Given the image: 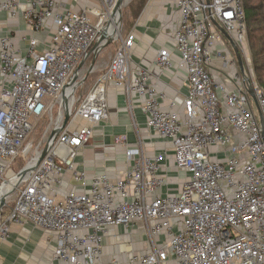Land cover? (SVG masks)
Instances as JSON below:
<instances>
[{"label":"built area","instance_id":"obj_1","mask_svg":"<svg viewBox=\"0 0 264 264\" xmlns=\"http://www.w3.org/2000/svg\"><path fill=\"white\" fill-rule=\"evenodd\" d=\"M97 2L81 11L56 0L0 2V14L22 19L34 33L49 36L42 53L38 48L43 43L32 37L27 57L17 51L11 34L0 38V187L9 183V174L19 183L0 214V237L8 238L13 225L42 230L56 240L59 264H264V141L259 113L264 117V87L246 57L243 77L232 46L214 24L245 54L243 0L174 1L179 16L174 48L187 74L182 111L175 102L162 109L164 95L150 84V69L132 70L135 36L128 34L120 38L90 91L76 100L84 82L67 98L70 118L65 123L60 96L83 62L81 72L91 68L92 49L112 21L118 0ZM214 60L222 63L232 88L214 79ZM155 65L164 72L176 66L168 50L159 52ZM96 70L95 66L88 77ZM110 85L126 88L128 98H142L147 130L172 145L175 169L187 177L176 195L162 191L169 185L160 174L167 153L146 154L140 139L131 146L127 136L115 138V146L126 149L128 164L116 180L79 169L76 160L93 139L95 127L109 120ZM250 86L259 110L248 94ZM53 107L60 111L56 120L52 118L56 139L36 169L17 178L45 151L50 125L44 144L36 146L30 138ZM71 181L73 190L65 192ZM138 224L150 250L124 260L114 255L106 262L104 242L111 231Z\"/></svg>","mask_w":264,"mask_h":264},{"label":"crops","instance_id":"obj_2","mask_svg":"<svg viewBox=\"0 0 264 264\" xmlns=\"http://www.w3.org/2000/svg\"><path fill=\"white\" fill-rule=\"evenodd\" d=\"M3 1L0 0V2ZM56 1L73 11H81L88 6H98L97 0ZM145 1L125 34V36L128 34L135 36V44L130 53L132 70L140 66L150 69L152 73L150 84L164 95V98L160 100L162 109L168 110L170 104L175 102L176 107L182 111L183 99L187 94V74L185 69L178 64L179 56L173 42L174 31L179 22L175 0ZM5 34H11L15 48L23 57L28 56V44L32 37L43 43L38 48V52L41 53L45 49V43L49 41L46 32L34 33L27 22L13 18L7 13H1L0 38ZM161 50H168L173 56L176 66L172 71L164 72L155 65ZM213 63L214 79L232 88L229 77L228 79L226 77L228 75L222 70V63L218 60H214ZM107 64L98 61L94 74L104 71ZM128 96L126 88L109 86L107 93L109 120L95 127L90 145L88 144L80 152L76 164L89 176L106 173L110 179L116 180L126 170L128 164L125 157L126 149L115 146V138L127 136L131 146H134L140 139L143 141L146 154L153 156L163 152L167 153L168 157L162 163L160 174L168 179L169 185L162 191L163 194L176 195L187 177L175 169L173 147L168 141L156 137L147 130V117L141 109L143 99L134 95L129 98ZM73 185L72 181L66 184L64 191H72ZM9 231L8 238L0 237V264H59L55 259L56 240L44 231L30 225H13ZM104 244L106 262L111 261L114 255H119L124 260L132 253L145 254L150 250V243L143 233L141 224L129 230L114 228Z\"/></svg>","mask_w":264,"mask_h":264},{"label":"water","instance_id":"obj_3","mask_svg":"<svg viewBox=\"0 0 264 264\" xmlns=\"http://www.w3.org/2000/svg\"><path fill=\"white\" fill-rule=\"evenodd\" d=\"M128 3V0H118L117 4H116V7L113 11V13L111 14V18L114 19L115 15L117 13H120L122 11V7ZM214 21V20H213ZM111 23L112 22H109L107 28H109L111 26ZM214 24L215 26L217 27V29L219 31H221L223 33V35L225 36V38L228 40V42L230 43V46H232L233 48V51H234V54H235V57H236V60L237 62L239 63V67H240V70H241V73L243 75L244 78H246V74H245V64L243 62V57L241 55V52L239 50V47L234 43V41L232 40V38L228 35V33L221 27L218 25V23L216 21H214ZM106 28V29H107ZM102 36L99 40V42L96 44V46L92 49V53L94 54V58L92 60V64H91V68L89 69L88 71V74L85 78L82 79V81L80 82L79 79V75H80V72L83 68V65L85 64V62H83L80 66H79V69L76 71V74L71 78V80L69 81L68 83V86L66 87V89L62 92L60 98L61 100H63L64 102V105H65V123L69 120L70 116H69V108H68V103L67 102V91L68 90H71L72 93L75 92L76 88L83 84L84 82H86L88 76L90 73H92V71L95 69V66L97 64V58L100 54V52L105 49L108 45L112 44L113 43V40H114V37L113 35H109V34H106V30L103 31L102 33ZM71 93V94H72ZM248 94H250L251 98L253 99L257 109L259 110V107H258V103H257V99H256V95L254 94L253 92V89L252 87L250 86L248 88ZM54 108V107H53ZM53 110L51 111V116H52V113H53ZM259 113H260V125L262 126V133H263V141H264V117L262 116V113H261V110H259ZM52 120V118H51ZM50 134L47 138V143H46V146H45V151L43 152V154L35 161L34 165L31 166L30 168L22 171L21 173H19L17 175V178H22L24 177L26 174L30 173V171H33L34 169H36V167L38 166V164L43 160V158L46 156L47 152L49 151V148L52 144V142L56 139L57 135H58V131L56 130H52V123L50 124ZM5 187V185H3L2 187H0V192L3 190V188Z\"/></svg>","mask_w":264,"mask_h":264},{"label":"rangeland","instance_id":"obj_4","mask_svg":"<svg viewBox=\"0 0 264 264\" xmlns=\"http://www.w3.org/2000/svg\"><path fill=\"white\" fill-rule=\"evenodd\" d=\"M146 1L145 0H128V3H126L123 7H122V11L119 13V24H120V30H119V35L118 38L114 37V42L110 45H108L105 49H103V52L99 55V57L97 58V62L101 61V63H108V59L110 57H112L115 53H116V49L119 47L120 45V38L123 37V35L125 36L127 30L130 28L133 20L135 19V16L139 13V11L142 9L144 3ZM109 20H111V18H109ZM113 21V19H112ZM111 21V22H112ZM112 27L114 26V21L113 24L111 25ZM111 27V28H112ZM118 39V40H117ZM247 46L248 48L246 49L245 54L241 52V55L244 58L246 57L247 59L251 60V46H250V40H249V33H248V39H247ZM227 73L230 75V77L233 76V71L231 70H226ZM101 74V72H98L97 74H92V76L88 77V79L86 80L84 86L79 87L76 91V100L78 99L79 96H84L86 95L90 89L92 88L95 79ZM256 110V109H255ZM59 108H54L52 116L51 113L47 116H45V119L40 121L38 123V125L36 126L35 130H34V134L31 136L30 140L34 141V145H38L37 143H42L44 144L45 141V128L46 126H49L52 123L51 118H53L54 120H56L59 116ZM108 122V120L106 121ZM44 142V143H43ZM90 145V144H89ZM20 165H25V163L21 160L19 162ZM15 170H18V167L15 166ZM9 177V176H8ZM10 179V178H9Z\"/></svg>","mask_w":264,"mask_h":264},{"label":"trees","instance_id":"obj_5","mask_svg":"<svg viewBox=\"0 0 264 264\" xmlns=\"http://www.w3.org/2000/svg\"><path fill=\"white\" fill-rule=\"evenodd\" d=\"M251 46V62L259 83L264 87V0H243Z\"/></svg>","mask_w":264,"mask_h":264},{"label":"bare ground","instance_id":"obj_6","mask_svg":"<svg viewBox=\"0 0 264 264\" xmlns=\"http://www.w3.org/2000/svg\"><path fill=\"white\" fill-rule=\"evenodd\" d=\"M119 13H117L113 19L114 21V26H110L109 28L105 29L106 30V34H109V35H113V37H118V33H119V30H120V24H119ZM113 21L111 23V25L113 24ZM112 27V28H111ZM103 30V31H105ZM88 68L89 67H85L84 70L81 72V74L79 75L80 78H85V74L88 72ZM72 91L71 90H68L67 91V98L70 97ZM68 103V100L67 102ZM68 105H70L68 103ZM9 178H10V181L9 183H7L5 185V187L3 188V190L0 192V214L3 210V208L5 207V205L10 201L12 200V195L14 194L15 192V189L16 187L18 186L19 183L15 182L16 181V178L14 177L13 178V175L12 174H9L8 175ZM1 216V215H0Z\"/></svg>","mask_w":264,"mask_h":264}]
</instances>
